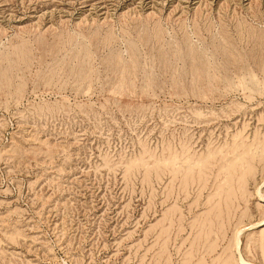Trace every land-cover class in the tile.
I'll return each mask as SVG.
<instances>
[{"label": "rangeland", "instance_id": "obj_1", "mask_svg": "<svg viewBox=\"0 0 264 264\" xmlns=\"http://www.w3.org/2000/svg\"><path fill=\"white\" fill-rule=\"evenodd\" d=\"M0 264H264V0H0Z\"/></svg>", "mask_w": 264, "mask_h": 264}, {"label": "bare ground", "instance_id": "obj_2", "mask_svg": "<svg viewBox=\"0 0 264 264\" xmlns=\"http://www.w3.org/2000/svg\"><path fill=\"white\" fill-rule=\"evenodd\" d=\"M206 151H207V150H206ZM194 199H195V198H194ZM234 241H235V240H234ZM237 241H238V240H237ZM236 244H237V243H236ZM236 244H235V245H236ZM235 245H234V246H235ZM236 247H237V246H236ZM226 258H227V257H226ZM222 263H223V262H222Z\"/></svg>", "mask_w": 264, "mask_h": 264}]
</instances>
